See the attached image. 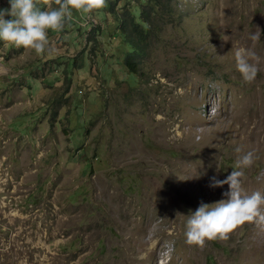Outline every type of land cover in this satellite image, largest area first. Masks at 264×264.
Wrapping results in <instances>:
<instances>
[{"label":"rangeland","instance_id":"obj_1","mask_svg":"<svg viewBox=\"0 0 264 264\" xmlns=\"http://www.w3.org/2000/svg\"><path fill=\"white\" fill-rule=\"evenodd\" d=\"M146 2L71 10L50 53L0 41V264H264V221L202 249L185 236L248 152L242 187L264 196V0L167 2L134 74L117 13Z\"/></svg>","mask_w":264,"mask_h":264},{"label":"clouds","instance_id":"obj_2","mask_svg":"<svg viewBox=\"0 0 264 264\" xmlns=\"http://www.w3.org/2000/svg\"><path fill=\"white\" fill-rule=\"evenodd\" d=\"M39 0H9L10 9H0V41L12 44L16 48L32 49L36 54L53 51L48 37V30L62 31L71 20L72 11L87 15L90 19L94 12L107 7V0H55L58 7L41 10ZM12 19H5V17ZM259 38L253 33L250 39ZM236 69L245 83H252L258 69L255 63L257 56L251 49H235ZM239 151V149L237 150ZM254 154L248 152L237 160L231 174L225 180L213 178L212 187H223L227 184L229 191L225 199L201 206L188 216L186 225V243L190 246L204 248L206 242L227 241L237 229L246 223L264 221V196L260 192L248 194L242 187L245 177L242 169L251 167Z\"/></svg>","mask_w":264,"mask_h":264},{"label":"trees","instance_id":"obj_3","mask_svg":"<svg viewBox=\"0 0 264 264\" xmlns=\"http://www.w3.org/2000/svg\"><path fill=\"white\" fill-rule=\"evenodd\" d=\"M170 1L147 0L145 4H141L138 16L131 13L127 4L124 5V10L121 13H117L119 17L117 29L122 35V41L127 46L123 63L129 72L137 73L138 63L136 58L142 57L149 45L148 37L152 30L149 24L162 18L165 12L171 14V6L167 3ZM115 5V3L111 4L109 10L112 11V7ZM174 13L173 11L172 14Z\"/></svg>","mask_w":264,"mask_h":264},{"label":"bare ground","instance_id":"obj_4","mask_svg":"<svg viewBox=\"0 0 264 264\" xmlns=\"http://www.w3.org/2000/svg\"><path fill=\"white\" fill-rule=\"evenodd\" d=\"M245 143V142H244ZM250 145H251V143H250ZM252 147H253V145H252Z\"/></svg>","mask_w":264,"mask_h":264}]
</instances>
